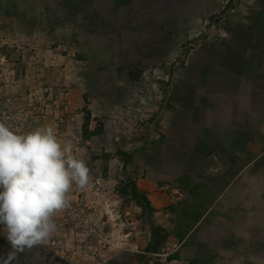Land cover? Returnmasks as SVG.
<instances>
[{
    "label": "rangeland",
    "instance_id": "rangeland-1",
    "mask_svg": "<svg viewBox=\"0 0 264 264\" xmlns=\"http://www.w3.org/2000/svg\"><path fill=\"white\" fill-rule=\"evenodd\" d=\"M255 114L264 0H0V120L51 124L90 168L11 264H264Z\"/></svg>",
    "mask_w": 264,
    "mask_h": 264
},
{
    "label": "clouds",
    "instance_id": "clouds-1",
    "mask_svg": "<svg viewBox=\"0 0 264 264\" xmlns=\"http://www.w3.org/2000/svg\"><path fill=\"white\" fill-rule=\"evenodd\" d=\"M89 173L51 124L21 131L0 120V225L11 245L0 264L49 243L57 231L54 214L68 206L73 183L87 185Z\"/></svg>",
    "mask_w": 264,
    "mask_h": 264
},
{
    "label": "crops",
    "instance_id": "crops-1",
    "mask_svg": "<svg viewBox=\"0 0 264 264\" xmlns=\"http://www.w3.org/2000/svg\"><path fill=\"white\" fill-rule=\"evenodd\" d=\"M255 115H254L255 117H258L257 121L259 123H264V115L263 114L260 115V116H257L259 114H255ZM226 133L228 134V136H225V138L227 140L231 139L232 147L238 146V148H240V147L244 148V145H245V142H246L245 140L249 137L248 134L245 131L235 129L234 127H229L228 130H226ZM242 139L244 141H241Z\"/></svg>",
    "mask_w": 264,
    "mask_h": 264
},
{
    "label": "trees",
    "instance_id": "trees-1",
    "mask_svg": "<svg viewBox=\"0 0 264 264\" xmlns=\"http://www.w3.org/2000/svg\"><path fill=\"white\" fill-rule=\"evenodd\" d=\"M131 182V187L133 189V193L131 194L133 196V198L138 202L140 203L141 207L144 209V210H147L149 211L150 213H153L154 212V209L151 205V202L147 196V194L141 190H139L136 186V183L134 182V180H130ZM154 249V248H153ZM151 251H154L156 252L155 250H151Z\"/></svg>",
    "mask_w": 264,
    "mask_h": 264
}]
</instances>
